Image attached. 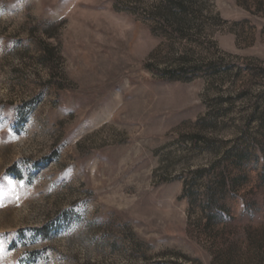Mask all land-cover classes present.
I'll return each mask as SVG.
<instances>
[{
	"label": "rangeland",
	"instance_id": "obj_1",
	"mask_svg": "<svg viewBox=\"0 0 264 264\" xmlns=\"http://www.w3.org/2000/svg\"><path fill=\"white\" fill-rule=\"evenodd\" d=\"M0 264H264V0H0Z\"/></svg>",
	"mask_w": 264,
	"mask_h": 264
}]
</instances>
